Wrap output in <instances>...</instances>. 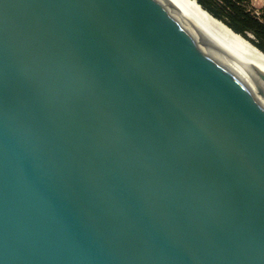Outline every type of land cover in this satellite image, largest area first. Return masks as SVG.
Listing matches in <instances>:
<instances>
[{
    "label": "water",
    "instance_id": "95a60500",
    "mask_svg": "<svg viewBox=\"0 0 264 264\" xmlns=\"http://www.w3.org/2000/svg\"><path fill=\"white\" fill-rule=\"evenodd\" d=\"M0 264H264V69L174 0H0Z\"/></svg>",
    "mask_w": 264,
    "mask_h": 264
},
{
    "label": "trees",
    "instance_id": "16d2710c",
    "mask_svg": "<svg viewBox=\"0 0 264 264\" xmlns=\"http://www.w3.org/2000/svg\"><path fill=\"white\" fill-rule=\"evenodd\" d=\"M212 16L264 52V13H258L250 0H196ZM264 11V10H263ZM247 32L254 35L248 36Z\"/></svg>",
    "mask_w": 264,
    "mask_h": 264
},
{
    "label": "bare ground",
    "instance_id": "6f19581e",
    "mask_svg": "<svg viewBox=\"0 0 264 264\" xmlns=\"http://www.w3.org/2000/svg\"><path fill=\"white\" fill-rule=\"evenodd\" d=\"M190 10L198 20L221 42L251 63L264 69V53L241 34L233 31L221 20L213 17L196 0H174Z\"/></svg>",
    "mask_w": 264,
    "mask_h": 264
},
{
    "label": "rangeland",
    "instance_id": "374dc122",
    "mask_svg": "<svg viewBox=\"0 0 264 264\" xmlns=\"http://www.w3.org/2000/svg\"><path fill=\"white\" fill-rule=\"evenodd\" d=\"M250 1L258 13H264V11H263L264 10V0H250ZM247 34H248V36L254 38V35L252 33L247 32Z\"/></svg>",
    "mask_w": 264,
    "mask_h": 264
}]
</instances>
